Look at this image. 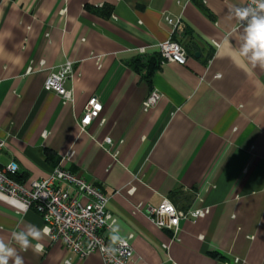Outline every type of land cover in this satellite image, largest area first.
I'll use <instances>...</instances> for the list:
<instances>
[{
  "label": "crops",
  "instance_id": "1",
  "mask_svg": "<svg viewBox=\"0 0 264 264\" xmlns=\"http://www.w3.org/2000/svg\"><path fill=\"white\" fill-rule=\"evenodd\" d=\"M246 2L0 0V170L16 163L29 188L73 152L63 168L110 198L108 241L130 240V264H264V70L230 58L224 42L239 47L243 27L230 9ZM169 17L187 27L184 66L160 55ZM67 61L73 102L64 105L44 85ZM153 92L162 99L145 111ZM95 96L103 111L82 132ZM164 199L211 213L174 235L149 219ZM29 225L44 228L35 211L0 201V237ZM40 242L42 254L13 246L24 264H104L47 235Z\"/></svg>",
  "mask_w": 264,
  "mask_h": 264
},
{
  "label": "built area",
  "instance_id": "2",
  "mask_svg": "<svg viewBox=\"0 0 264 264\" xmlns=\"http://www.w3.org/2000/svg\"><path fill=\"white\" fill-rule=\"evenodd\" d=\"M248 3L249 0L244 6ZM166 22L171 31L168 40L159 44L163 64L170 62L184 66L188 61L183 45L187 27L181 19L169 17ZM239 25L244 28L241 21ZM73 73L74 63L67 61L49 75L44 85L45 90L58 95L64 105L73 102V93L67 88ZM161 99L159 93L153 92L145 101L144 110L156 107ZM102 111L103 105L99 98L92 97L80 120L81 131L86 132L99 119ZM105 144L112 146V139L107 138ZM5 148L6 141L0 138V155ZM73 157L74 153H69L49 178L33 181L29 188L16 180L19 176L18 165L14 162L9 164L0 170V201L13 207L18 214L30 211L38 213L43 219L44 228L50 229L47 236L54 242H62L66 249L81 259L98 254L104 264H130L134 259L130 240L123 239L124 244L118 242L115 245L108 241V234L117 222L108 210L110 198L97 185L63 168V163ZM210 213V208H195L185 212L177 209L168 199H164L157 207L148 208L152 223L174 235L178 234L181 222L196 223L207 218ZM111 249H115V252Z\"/></svg>",
  "mask_w": 264,
  "mask_h": 264
},
{
  "label": "clouds",
  "instance_id": "3",
  "mask_svg": "<svg viewBox=\"0 0 264 264\" xmlns=\"http://www.w3.org/2000/svg\"><path fill=\"white\" fill-rule=\"evenodd\" d=\"M230 14L244 23V28L238 48H233L229 38L225 37L224 42L229 46L228 55L242 64H250L253 68L264 70V0H249L247 6L230 9ZM49 231L47 227L41 230L29 225L26 229L13 231L8 241L0 237V264H10V261L12 264H24L14 244L22 251L31 248L35 253L42 254L44 245L40 241ZM111 240L113 244L125 243L118 235H113ZM32 241L36 243L33 244ZM111 251L115 252V249Z\"/></svg>",
  "mask_w": 264,
  "mask_h": 264
},
{
  "label": "trees",
  "instance_id": "4",
  "mask_svg": "<svg viewBox=\"0 0 264 264\" xmlns=\"http://www.w3.org/2000/svg\"><path fill=\"white\" fill-rule=\"evenodd\" d=\"M140 63H141V66L139 68H142V69L145 68V67H148L149 68L148 63H143L141 61H140ZM16 180L19 181V176L16 177Z\"/></svg>",
  "mask_w": 264,
  "mask_h": 264
}]
</instances>
